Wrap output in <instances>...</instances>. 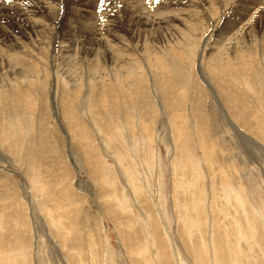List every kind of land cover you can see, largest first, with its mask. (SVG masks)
<instances>
[{
  "label": "rangeland",
  "instance_id": "obj_1",
  "mask_svg": "<svg viewBox=\"0 0 264 264\" xmlns=\"http://www.w3.org/2000/svg\"><path fill=\"white\" fill-rule=\"evenodd\" d=\"M163 258L264 264V0H0V264Z\"/></svg>",
  "mask_w": 264,
  "mask_h": 264
},
{
  "label": "bare ground",
  "instance_id": "obj_2",
  "mask_svg": "<svg viewBox=\"0 0 264 264\" xmlns=\"http://www.w3.org/2000/svg\"><path fill=\"white\" fill-rule=\"evenodd\" d=\"M22 1V0H21ZM190 2V1H189ZM140 4V3H139ZM144 11V10H143ZM145 20V19H144ZM58 23V22H57ZM262 23V22H261ZM218 82V81H217ZM216 83V82H215ZM225 84V83H224ZM219 85V84H218ZM226 85V84H225ZM220 87V86H219ZM236 98H234L233 100H235ZM237 103L239 102L238 100L236 101ZM240 103V102H239ZM176 113V112H175ZM25 122H26V120H25ZM30 122V121H29ZM31 123V122H30ZM238 126V125H237ZM174 132V131H173ZM248 136V135H247ZM96 157H98V156H96ZM197 172H199L198 170H197ZM199 174V173H198ZM199 176V175H198ZM197 177V176H196ZM184 192V191H183ZM229 193V192H228ZM225 196L227 197V199H229L230 198V194H225ZM179 197V196H178ZM177 198V197H176ZM175 199V198H174ZM207 212L209 213V211L207 210ZM210 212H213L212 210H210ZM210 215V214H209ZM212 215H213V213H212ZM207 218V217H206ZM180 226V225H179ZM227 229V228H226ZM179 231V230H178ZM188 231H189V229H188ZM182 233V232H181ZM181 233L179 234V235H181ZM156 235V234H155ZM129 236V235H128ZM130 236H131V234H130ZM218 236H220V234H218ZM222 238H223V236H220L218 239H217V243L216 244H218V245H220L221 244V240H222ZM3 240V239H2ZM130 241V240H129ZM122 243H124V242H122ZM216 244H214L215 246H216ZM3 246H5L6 247V249H9V250H11L14 246H10V243L8 244L7 242H5L4 243V245ZM16 246V245H15ZM4 247V248H5ZM8 253V252H7ZM223 257H225V256H223ZM226 258V257H225ZM221 260V259H220ZM160 264H170L169 263V261L168 260H164V258L160 261Z\"/></svg>",
  "mask_w": 264,
  "mask_h": 264
},
{
  "label": "snow or ice",
  "instance_id": "obj_3",
  "mask_svg": "<svg viewBox=\"0 0 264 264\" xmlns=\"http://www.w3.org/2000/svg\"><path fill=\"white\" fill-rule=\"evenodd\" d=\"M103 2H104V0H100V4H101V6L103 5Z\"/></svg>",
  "mask_w": 264,
  "mask_h": 264
}]
</instances>
